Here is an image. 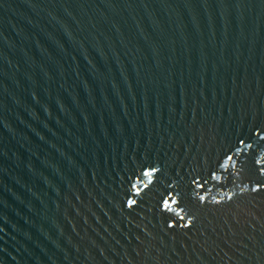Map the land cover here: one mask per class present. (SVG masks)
<instances>
[{
    "label": "water",
    "instance_id": "obj_1",
    "mask_svg": "<svg viewBox=\"0 0 264 264\" xmlns=\"http://www.w3.org/2000/svg\"><path fill=\"white\" fill-rule=\"evenodd\" d=\"M0 264H264V0H0Z\"/></svg>",
    "mask_w": 264,
    "mask_h": 264
}]
</instances>
